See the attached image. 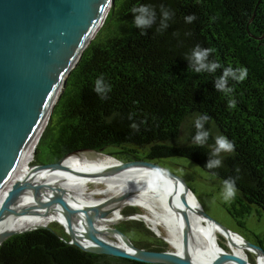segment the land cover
<instances>
[{"label": "trees", "instance_id": "16d2710c", "mask_svg": "<svg viewBox=\"0 0 264 264\" xmlns=\"http://www.w3.org/2000/svg\"><path fill=\"white\" fill-rule=\"evenodd\" d=\"M142 5L156 12L155 23L143 30L132 12ZM163 11L171 18L161 29ZM197 45L213 49L209 59L222 69L192 71L186 57ZM229 67L247 74L243 80L229 78L232 91L226 94L214 80ZM99 79L104 93L94 90ZM203 115L210 136L199 146L196 121ZM217 136L226 137L234 151L211 157L221 159V166L209 169ZM83 150L119 160L189 157L224 186L235 179L226 209L239 224L254 211L264 212V0H114L71 70L31 163H56ZM56 226L6 239L0 264H165L85 251L68 243L65 228ZM125 226L118 229L137 227L151 237L141 247L169 246L142 221L128 220Z\"/></svg>", "mask_w": 264, "mask_h": 264}, {"label": "water", "instance_id": "95a60500", "mask_svg": "<svg viewBox=\"0 0 264 264\" xmlns=\"http://www.w3.org/2000/svg\"><path fill=\"white\" fill-rule=\"evenodd\" d=\"M113 3L114 0H0V194L3 192L0 202V225L8 218L60 206L53 198L49 197L44 201L30 196L32 194L28 193L29 191L42 196L46 195V189L51 188L47 184L36 182L31 173L61 171L72 177L82 178L89 175L62 171L59 168L60 163L77 152L104 153L83 150L68 154L56 163L33 162L23 166L29 147L33 145L36 149L71 70L104 23ZM130 165H145L158 170L169 181L173 191L176 190L174 180L185 184L159 162L150 159H118L108 172ZM19 195H26L30 202L21 203ZM182 200L188 205L183 196ZM18 201L21 204L18 205ZM190 205L195 206L204 218L219 225L221 233H235L247 246L264 254L262 245L253 244L242 235L222 226L204 212L201 206L193 203ZM80 210L90 247L79 245L69 228L65 229L69 235L66 241L85 251L152 263L197 264L170 249V246H136L124 232L134 244L132 248L119 249L108 246L98 238L91 208L81 205ZM130 213L125 215H131ZM175 214L180 224L182 239L187 242L188 232L177 211ZM36 228L51 226L36 225L22 230H0V245L15 234ZM151 230L171 245L165 237ZM216 260L236 264H260L257 257L244 258L224 251L209 264H214Z\"/></svg>", "mask_w": 264, "mask_h": 264}, {"label": "bare ground", "instance_id": "6f19581e", "mask_svg": "<svg viewBox=\"0 0 264 264\" xmlns=\"http://www.w3.org/2000/svg\"><path fill=\"white\" fill-rule=\"evenodd\" d=\"M34 153L32 145L24 156L23 166L31 164ZM117 162V158L105 153L83 151L66 157L59 168L62 171L89 176L75 178L61 171L31 173L36 182L47 184L51 188L46 189V195L42 196L29 191L28 193L32 194L30 196L44 201L50 197L60 203V206L8 218L0 225V230H22L36 225H49L56 219L58 220L56 222L65 229L69 228L79 245L88 248L90 242L80 210L83 202V205H88L94 214L98 238L108 246L119 249L132 248L134 244L129 238L117 227L112 226L124 219L137 218L165 237L173 250L197 264H209L223 251L248 258L246 243L238 235L230 231L222 234L219 225L204 218L195 206L190 205L193 203L200 207L196 197L185 184L174 180L176 190L173 191L161 172L145 165H130L108 172ZM91 182L97 186L104 182L105 187L88 191ZM98 194L105 195L99 198ZM182 196L188 205L183 202ZM2 198L3 192L0 194V202ZM18 198L21 203L30 202L26 195H19ZM20 201L18 205L21 204ZM127 204L139 206L144 211L125 215L123 210ZM175 211L180 215L188 232L187 242L182 239ZM221 239L224 240L226 247L220 245ZM251 250L264 259V254L259 250L254 248ZM214 264L236 263L216 260Z\"/></svg>", "mask_w": 264, "mask_h": 264}, {"label": "rangeland", "instance_id": "374dc122", "mask_svg": "<svg viewBox=\"0 0 264 264\" xmlns=\"http://www.w3.org/2000/svg\"><path fill=\"white\" fill-rule=\"evenodd\" d=\"M111 151H113L112 148L107 150L106 152ZM157 162H159L167 170H169L171 173L175 174L184 181L185 185L193 192L194 196L196 197L204 212H206L211 218L216 220L218 223H220L227 229L242 235L247 241L253 244H258L262 241L264 242V212L259 214L254 211L245 220L244 224H239L226 209V206L229 204L231 197H226L225 186L221 184L218 178H216L210 172L205 170L195 160L186 156H174L157 160ZM97 187H105V183L101 182L97 186L95 183L91 182L87 189L88 191H92L94 189H97ZM104 195L105 194H98L97 197L102 198L104 197ZM132 208H137L139 212L144 211L139 206L127 204L123 210V213H130L134 211L138 212ZM128 220L138 219L121 220L117 224L113 225L112 228H123L121 226L126 227L125 223ZM56 221L58 220L55 219L49 225L52 226L53 223H56L60 228L64 229V227ZM143 223L147 228H149L145 222ZM58 226H56V228H58ZM163 232L166 234L165 230H163ZM125 233L136 246H141L140 242L142 240L145 241L151 238L146 232H141L137 227H133L132 230H125ZM220 245L222 247H226L223 239H221ZM169 246L170 249H173L172 245ZM245 249L248 258L254 259L255 257H257L259 263L264 264V259L258 253L251 250L252 247L245 245Z\"/></svg>", "mask_w": 264, "mask_h": 264}, {"label": "clouds", "instance_id": "9594fccd", "mask_svg": "<svg viewBox=\"0 0 264 264\" xmlns=\"http://www.w3.org/2000/svg\"><path fill=\"white\" fill-rule=\"evenodd\" d=\"M132 12L134 13L133 23L136 27L141 28L142 30L151 27L156 21V12L154 7L151 5L134 7ZM170 18L171 14L168 11L162 12V20L160 25L161 29L167 28V20ZM194 19V14L185 17V20L188 23H191ZM212 51L213 49L211 48H201L199 45H197L192 50L190 56L186 57L189 62L188 67L195 73H216L218 69H222V65L216 60L209 59ZM246 74V70L244 69H233L231 67L223 68L221 75L214 80V87L218 91H222L227 94L232 91V89L228 86L229 78L234 80H243ZM94 90L98 93H104L106 91L102 79L97 81V86ZM207 120L208 116L203 115L196 121V128L198 130L194 137V142L196 145H204L210 136V131L204 128V124L207 122ZM232 151H234V145L226 137H215V147L210 154V158L206 161L205 166L209 169L221 166V159L211 157H219L221 152L230 153ZM225 192L226 197H232L235 195V179L229 178V180L225 181Z\"/></svg>", "mask_w": 264, "mask_h": 264}, {"label": "flooded vegetation", "instance_id": "af4514ba", "mask_svg": "<svg viewBox=\"0 0 264 264\" xmlns=\"http://www.w3.org/2000/svg\"><path fill=\"white\" fill-rule=\"evenodd\" d=\"M258 244H260V245H262L263 247H264V242L262 241V242H260V243H258Z\"/></svg>", "mask_w": 264, "mask_h": 264}]
</instances>
